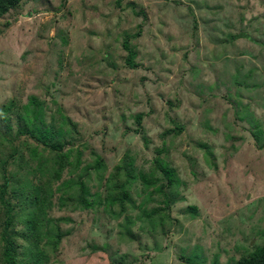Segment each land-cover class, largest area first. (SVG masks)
<instances>
[{
	"label": "rangeland",
	"instance_id": "rangeland-1",
	"mask_svg": "<svg viewBox=\"0 0 264 264\" xmlns=\"http://www.w3.org/2000/svg\"><path fill=\"white\" fill-rule=\"evenodd\" d=\"M37 111L70 142L46 264H236L264 244V0H22L0 17V184L5 160L27 181L56 158L22 132ZM127 155L122 213L107 201Z\"/></svg>",
	"mask_w": 264,
	"mask_h": 264
},
{
	"label": "trees",
	"instance_id": "trees-1",
	"mask_svg": "<svg viewBox=\"0 0 264 264\" xmlns=\"http://www.w3.org/2000/svg\"><path fill=\"white\" fill-rule=\"evenodd\" d=\"M22 0H0V17L6 15L11 10L18 7ZM139 35V34H138ZM125 49L129 52L127 55V63L131 68L139 67V64L135 62L136 52L133 48H130L127 43L124 44ZM146 114L138 113L135 116L137 128L134 129L136 133L143 128V118ZM28 121L30 122L31 129L23 126L22 132L29 133L32 138L37 139L45 143L48 149L52 153L56 154V158L49 164L46 161H40L35 167V171H38L39 176L34 178H28L21 180L16 178L12 173L9 176L7 167L9 165L8 160L3 161L2 168L5 171L2 174V183L0 184V210L2 216L0 217V239L3 242V250L0 254V264H46L45 258L47 256V247L56 249V243H59L62 236L59 233L58 239L55 244L51 243L45 238H49V230L47 227L52 221L48 215V209L52 200L53 183L55 180H59L62 176V172L67 164H69V151L64 153L65 146L69 141L62 142L55 138L63 135L62 131L58 129L50 128L45 124L43 117L38 119V111L29 115ZM176 128L180 132L183 129V125L176 123ZM75 128L74 125H72ZM70 143V142H69ZM82 145L86 146L85 142L81 140ZM74 145V144H73ZM18 149L14 148L11 152V158L16 160V165L19 172L24 171V156L17 158ZM210 154V153H209ZM32 155L37 157L38 153L33 149ZM130 156L127 155L122 163L121 167L116 169V172L112 175L110 180H114L121 175V172H125L127 179L124 183H119L120 179L116 181L113 189L115 194L108 199V203L119 207L123 213L126 209V203L130 200L127 190L125 189L129 180L134 175L132 174ZM103 160L99 158L96 160V166L102 169ZM160 168V166H158ZM162 173L168 180V185H173L175 180L172 177L173 172L167 168L161 167ZM39 178V179H38ZM83 177L80 176L75 184L70 185L69 188H74L78 191V202L88 207L90 202L88 201V188L86 187ZM164 185L158 188V191L164 194L167 205L172 202L169 194L164 192ZM74 197L76 198L75 194ZM192 210L196 208L192 207ZM171 218L169 213L163 215L161 218L165 223ZM24 219V220H23ZM23 220L24 228L19 229V221ZM23 240V243L19 242V239ZM236 264H264V244L257 249L253 250L248 255L240 257Z\"/></svg>",
	"mask_w": 264,
	"mask_h": 264
}]
</instances>
